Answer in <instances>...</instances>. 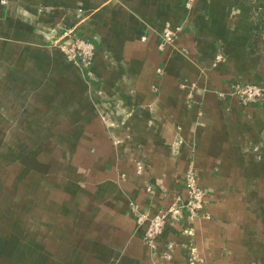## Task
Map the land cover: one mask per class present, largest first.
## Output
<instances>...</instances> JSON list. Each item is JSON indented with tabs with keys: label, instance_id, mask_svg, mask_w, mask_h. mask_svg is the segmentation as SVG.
Segmentation results:
<instances>
[{
	"label": "crops",
	"instance_id": "crops-1",
	"mask_svg": "<svg viewBox=\"0 0 264 264\" xmlns=\"http://www.w3.org/2000/svg\"><path fill=\"white\" fill-rule=\"evenodd\" d=\"M65 30L94 44L88 67L66 60ZM235 84L264 88V0H0L2 123L72 142L56 264H264V102ZM188 166L206 216L150 247L131 208L185 201Z\"/></svg>",
	"mask_w": 264,
	"mask_h": 264
},
{
	"label": "rangeland",
	"instance_id": "rangeland-1",
	"mask_svg": "<svg viewBox=\"0 0 264 264\" xmlns=\"http://www.w3.org/2000/svg\"><path fill=\"white\" fill-rule=\"evenodd\" d=\"M13 120L7 125L0 118V264H56L61 246L54 230L64 229L65 223L54 221V213L60 203L70 202L56 189L69 183L72 142L54 138L62 126L54 133L56 126ZM40 186L45 196H40ZM36 228L45 230L41 241L29 237Z\"/></svg>",
	"mask_w": 264,
	"mask_h": 264
},
{
	"label": "built area",
	"instance_id": "built-area-1",
	"mask_svg": "<svg viewBox=\"0 0 264 264\" xmlns=\"http://www.w3.org/2000/svg\"><path fill=\"white\" fill-rule=\"evenodd\" d=\"M174 36L175 32L172 29H165L162 32L163 42L165 43L172 41ZM62 39L58 43V47L63 52L66 60L81 67H88L94 56V44L82 36L74 34L71 30H65L62 33ZM231 93L237 96L243 104L264 102V88L256 84H235ZM184 186L185 201L175 198L166 208L158 210L153 215L138 210L136 206L131 208L137 225L144 226L143 238L148 246H154L157 236L161 234L167 223L181 220L184 214L189 218L205 215L204 198L207 193L197 181L192 166H188L185 171ZM146 190L151 191V186L147 185Z\"/></svg>",
	"mask_w": 264,
	"mask_h": 264
}]
</instances>
